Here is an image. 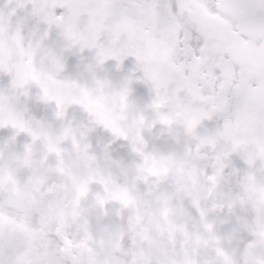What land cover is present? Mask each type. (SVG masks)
Segmentation results:
<instances>
[{"label": "snow or ice", "instance_id": "obj_1", "mask_svg": "<svg viewBox=\"0 0 264 264\" xmlns=\"http://www.w3.org/2000/svg\"><path fill=\"white\" fill-rule=\"evenodd\" d=\"M0 264H264V0H0Z\"/></svg>", "mask_w": 264, "mask_h": 264}]
</instances>
